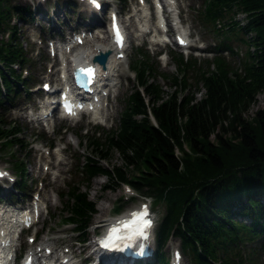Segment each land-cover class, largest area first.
<instances>
[{"label":"trees","instance_id":"obj_1","mask_svg":"<svg viewBox=\"0 0 264 264\" xmlns=\"http://www.w3.org/2000/svg\"><path fill=\"white\" fill-rule=\"evenodd\" d=\"M201 1L195 11L199 24L220 37L214 51L233 54L234 42H247L252 51L246 53L240 73L219 56L197 66L193 58L185 61L172 54L175 73L168 76L157 71L147 52L135 50L128 66L135 84L124 96L117 128L80 138L89 151L76 159V175L83 182L68 185L60 195L64 220L73 225L79 242L87 239L95 214L81 185L104 177V189L127 184L150 198L153 207L163 208L150 264H166L162 249L170 238L178 240L189 264H256L257 252L264 251V109L245 118L264 91V0ZM26 12L12 0H0V110L20 97L19 87L28 96L25 87L31 77L23 78L19 71L27 59L15 25L9 24L11 18L24 20ZM239 14L243 24L235 19ZM251 32L247 41L239 36ZM157 79L171 91L164 92ZM20 132L0 114L1 150H26L16 137ZM112 154L121 167L106 164ZM10 168L18 177L14 189L24 192L26 166L11 162ZM130 169L138 171L135 178H127L125 170Z\"/></svg>","mask_w":264,"mask_h":264},{"label":"rangeland","instance_id":"obj_2","mask_svg":"<svg viewBox=\"0 0 264 264\" xmlns=\"http://www.w3.org/2000/svg\"><path fill=\"white\" fill-rule=\"evenodd\" d=\"M110 1H112V5L116 11L123 13L122 18L127 25L126 35L128 37L129 46L125 51L124 59L120 61L116 68V73L114 74L115 77L111 79L113 87L111 89L110 97L106 99L107 105L104 106V103L101 105V109H105L103 112L106 113V116H108L107 120L103 122V117L98 120H92L86 116H82L74 124H63L59 127V129H57V124L55 122L46 124L45 127L39 126L38 122H33V119L29 116L30 113H32V107L35 108L34 101L36 99L40 100L43 96L41 92H36L38 87L35 85L34 89L29 86L28 100H26V97L21 93L20 98L14 101L12 106L13 108L11 107L8 109V111L3 113L6 121L9 122V124L12 125L15 123L20 127L21 132L18 133L16 137L22 140L27 149L21 152L17 151L15 146H13L11 149L6 147L5 152L0 149V168L11 174V162H18L26 165V176L24 178V181L26 182L25 191H28V195L38 194L39 198L38 204L41 215L35 227L29 230L28 233V236L30 237L34 232H38V236L35 238V243L33 246H41L43 243L54 242L62 245L61 252H64L65 248L70 246L73 254L78 255L79 253V257L81 259L87 257L88 255L87 252L89 248H87V242L92 240L94 234H97L98 231L100 232L103 229L102 227H98L99 224H104L105 220L113 216L112 208L114 206L117 204L123 205L124 207L121 211V213H123L128 209L136 208L141 202L149 203L142 197L136 195L134 196L131 191H124L125 189L122 186H110V190L109 188L104 189V185L106 184L104 177L92 178L88 182V186L85 187L84 184L81 185V191L86 193L87 200L94 205L95 214L92 216L91 224L86 230L87 240L84 244L78 246V239L74 229L72 230L71 226L63 225V223L66 221L64 220L66 214H62L64 201L62 198H59L58 195L64 194V192H66V185L72 187L74 183L82 184L83 182V178L81 176H77L74 169L75 160L78 157H82L89 153V151L86 149L87 146L85 145V142H80V138L83 135L81 129L84 131H93L94 126H98L100 131L107 132L110 129L115 128V125H117L116 121L118 120L123 109L124 96L132 89L134 83L127 70L128 64L133 60L134 47L142 45L141 43L144 42L143 40L147 36L151 39L152 44L149 45L143 43L144 45L142 46V49L145 50L148 53V56L157 63V71L159 73L167 74L168 76L175 73L174 64L168 57V55L171 53H177L173 44L161 49V47H158V45L155 44L157 40L153 36L144 35L141 34V32L135 30L138 25L143 29V25L140 24V19H138L139 15L137 14L138 10H145V5L141 6L139 0ZM58 2H60L58 6L59 12H57L55 16L51 18H48L49 16H43L45 18L42 19L39 16L42 14L35 15L32 13L34 9L32 4L33 0H13V4L27 7L32 16L31 17L29 15V17H27V21L20 22L15 18L13 19V22L9 23L10 25H15L19 47L21 48L22 54L27 59L23 74L25 77L30 76L32 78V84L37 83L39 85L40 83L47 81L49 83L56 82L55 72L56 67L58 66L57 60L51 59V56L48 55V52L44 50L43 37L48 36L53 39L58 38L63 24H65V27L72 26L75 27V29L86 27L84 26L85 21L76 22V20L77 16L80 17L81 13L84 14L82 15L84 18L88 17L87 14L83 12L80 13L81 9L78 7L73 5L67 6L64 3L66 1ZM201 4V0H174V11L177 12L183 30L189 34L193 40V43L200 42L202 43V47L205 48V50H210L212 49V46L215 43L214 40L216 38L212 34L210 28L208 26L204 27L200 25L196 18L197 13L195 11L200 8ZM52 9L55 10L54 4L47 5V2H45L41 5L40 11L44 12L45 10V12L48 13ZM131 14H134L135 17H130ZM235 19L239 24L244 23V18L240 14L236 15ZM38 23L41 27L44 26L43 31L39 30ZM153 23L152 15H150L149 21L146 22L145 25L150 27L151 31L154 29ZM50 27H52V30H50ZM169 33L172 34V31ZM253 34L254 33L251 32L248 35L240 34L239 36L243 41H247V38L252 37ZM86 36L88 37V40L92 41L93 35L87 34ZM105 42L107 44V39ZM242 43L245 46L239 42L231 43L234 54H227L223 57L228 63L229 67L236 72V68L241 67V64L246 60V53L248 51H252V48L247 46V42ZM95 45L97 44L92 42L81 46L80 50L84 51L85 53H90L93 52V46ZM98 45L105 46V43L101 41L98 43ZM252 45H254V42H252ZM157 52H160V58L156 56ZM168 52L171 53L169 54ZM182 53L183 54L181 55L188 59V54H186V52ZM197 55L199 56H194L199 57L196 58L197 66L202 65L201 60L203 58L211 56L200 53H197ZM200 56L205 57L201 58ZM52 65L53 67L50 69ZM192 76H194V72L188 73L187 78ZM157 83L162 87L164 92L168 93L171 91L169 86H167L162 80L157 79ZM188 84L192 86L193 82L191 79L188 81ZM196 98H199V94L196 95ZM260 109H264V91L256 96L255 104L251 106L249 111L245 114V118L249 120L253 116L254 112ZM60 128H64L66 132L60 131ZM38 135H41L42 138H36ZM50 143L52 144L53 149L48 152L46 147ZM25 151L28 152L29 158L25 157ZM6 152L13 157L8 156ZM106 164H108L110 167L122 166L117 154H112ZM106 164L103 163V166H106ZM125 171L127 173L128 179L135 178L138 173V171L135 169ZM39 182H41V184H38ZM11 187L12 185L10 186L5 183V189H8L9 191L11 190ZM130 195H133L131 202H129L127 199ZM29 197L30 196H28V199H30ZM262 201H264V199ZM26 202L27 200H25V203ZM2 203L7 202L2 200ZM100 205L105 206L106 210H100ZM151 210L156 219V228L158 220H160V217H162L164 214V210L161 206L151 208ZM61 218L62 222H60ZM152 246L154 248L155 244L152 243ZM24 247H26L28 250L29 245L25 244ZM174 248L179 249L178 241L176 239H170L163 250L164 255L168 259L171 250ZM257 255L258 260L254 258L253 261H255L256 264H264V251L257 252ZM118 264L121 263L118 262ZM181 264H188V261L185 257L181 258Z\"/></svg>","mask_w":264,"mask_h":264},{"label":"snow or ice","instance_id":"obj_3","mask_svg":"<svg viewBox=\"0 0 264 264\" xmlns=\"http://www.w3.org/2000/svg\"><path fill=\"white\" fill-rule=\"evenodd\" d=\"M91 3L96 4V0H90ZM113 31L115 34V39L117 44L122 42V37L119 30L116 28L115 23H113ZM82 73L89 77V83L91 82L92 69H81ZM3 173H0V176H3ZM147 207L144 206L141 210L133 212L130 214V217L118 221L115 226H113L106 237V243L104 247H108L109 243H115L117 240L131 239L133 236L146 237V230L151 227L152 221L148 218Z\"/></svg>","mask_w":264,"mask_h":264},{"label":"bare ground","instance_id":"obj_4","mask_svg":"<svg viewBox=\"0 0 264 264\" xmlns=\"http://www.w3.org/2000/svg\"><path fill=\"white\" fill-rule=\"evenodd\" d=\"M93 42H96V43H99V42H105L106 41V39L103 37V38H101V39H99V37H97V36H95V37H93ZM105 51H109V57H108V60H107V62H106V64H105V71H104V73H105V75L107 76V78H108V75H109V72H110V70L111 69H114L116 66H117V62L118 61H116V59H115V56L116 55H113L112 53H110V47L109 46H101V45H95V46H93V52H92V55L91 56H94L96 53H98V52H105ZM85 58H87V56L85 55V53H79L78 55H77V58H76V61L77 62H79V61H82V60H84ZM68 63H70L71 64V62L69 61ZM65 65V64H64ZM36 204H38V203H36ZM99 209L100 210H106L105 209V206H103V205H100V207H99ZM99 226H101V225H99ZM9 235L12 237V233H9ZM150 243L152 244H154V241L151 239L150 240ZM48 248V247H47ZM87 248H89V247H87ZM50 249V248H49ZM101 264H108V262H105V261H101L100 262ZM109 264H118V260H115L114 259V262L113 263H109Z\"/></svg>","mask_w":264,"mask_h":264},{"label":"water","instance_id":"obj_5","mask_svg":"<svg viewBox=\"0 0 264 264\" xmlns=\"http://www.w3.org/2000/svg\"><path fill=\"white\" fill-rule=\"evenodd\" d=\"M105 57H106V54L103 55V56L100 55L98 57H95L93 59V61L99 63L100 65H103L104 64V61H105Z\"/></svg>","mask_w":264,"mask_h":264}]
</instances>
